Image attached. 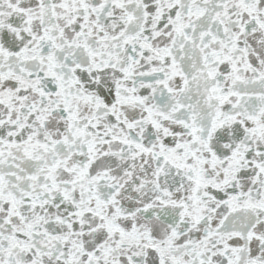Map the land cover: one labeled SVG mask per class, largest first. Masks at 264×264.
Here are the masks:
<instances>
[{"label": "snow or ice", "instance_id": "snow-or-ice-1", "mask_svg": "<svg viewBox=\"0 0 264 264\" xmlns=\"http://www.w3.org/2000/svg\"><path fill=\"white\" fill-rule=\"evenodd\" d=\"M0 264H264V0H0Z\"/></svg>", "mask_w": 264, "mask_h": 264}]
</instances>
